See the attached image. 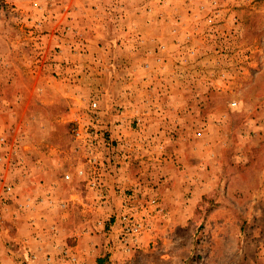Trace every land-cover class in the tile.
<instances>
[{
    "label": "rangeland",
    "instance_id": "obj_1",
    "mask_svg": "<svg viewBox=\"0 0 264 264\" xmlns=\"http://www.w3.org/2000/svg\"><path fill=\"white\" fill-rule=\"evenodd\" d=\"M262 191L264 0H0V264H264Z\"/></svg>",
    "mask_w": 264,
    "mask_h": 264
},
{
    "label": "built area",
    "instance_id": "obj_2",
    "mask_svg": "<svg viewBox=\"0 0 264 264\" xmlns=\"http://www.w3.org/2000/svg\"><path fill=\"white\" fill-rule=\"evenodd\" d=\"M132 216V214L124 213L118 218L121 225L119 242L126 249H130L136 243L142 231V223Z\"/></svg>",
    "mask_w": 264,
    "mask_h": 264
},
{
    "label": "crops",
    "instance_id": "obj_3",
    "mask_svg": "<svg viewBox=\"0 0 264 264\" xmlns=\"http://www.w3.org/2000/svg\"><path fill=\"white\" fill-rule=\"evenodd\" d=\"M127 175V174H126ZM132 177H130V176H126V178H124V174H122L120 177H118L117 178V180H114V181H116L117 183H120L119 184V186L121 187V188H125V187H129L130 185H132L134 182H136V180L135 179H133ZM119 186H116V187H119ZM207 187H211V185H208ZM207 191H209V190H207ZM206 191V192H207ZM262 194H264V191H262ZM255 210V209H254ZM254 216H251V218H253ZM254 221H256L257 222V224L258 225H262V223H264V215H261L260 213L257 215V217L255 218L254 217ZM261 222V223H260ZM32 225H31V224ZM26 225L30 228V230H31V232H36V235L38 236V238L39 239H41V238H44V237H42V236H39L40 235V233H41V230H39L37 227H40V226H38V225H36V222L35 221H29V223H26ZM36 228L38 229V231L36 230ZM53 239V238H52ZM34 241H36V239L34 240ZM45 241H47L46 240V238H44L43 240H42V242L45 244ZM51 242H53L52 240H51ZM26 243H29V240L27 241V240H25V244ZM34 243V242H33ZM43 243H41V244H43ZM30 244V243H29ZM261 253H262V251H261Z\"/></svg>",
    "mask_w": 264,
    "mask_h": 264
}]
</instances>
